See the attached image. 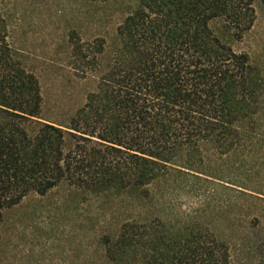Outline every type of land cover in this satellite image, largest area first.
Wrapping results in <instances>:
<instances>
[{
	"label": "trees",
	"instance_id": "obj_1",
	"mask_svg": "<svg viewBox=\"0 0 264 264\" xmlns=\"http://www.w3.org/2000/svg\"><path fill=\"white\" fill-rule=\"evenodd\" d=\"M253 1L137 0L112 65L68 125L42 120L39 81L0 11V223L5 207L68 181L91 197L132 194V220L104 236L109 258L123 261L114 249L132 242L131 264H232L207 215L221 214L223 198H203L223 187L231 219L243 205L247 233L264 225V69L210 23L241 37ZM183 185L202 199L171 213L169 191ZM256 250L264 264V234Z\"/></svg>",
	"mask_w": 264,
	"mask_h": 264
},
{
	"label": "rangeland",
	"instance_id": "obj_2",
	"mask_svg": "<svg viewBox=\"0 0 264 264\" xmlns=\"http://www.w3.org/2000/svg\"><path fill=\"white\" fill-rule=\"evenodd\" d=\"M136 2L0 0V11L7 19V42L39 81L42 120L70 124L112 65L120 45L117 26ZM252 6V27L241 37L234 36L223 19L210 24L225 43L237 52L249 53L264 69V0H254ZM178 178L175 174L170 180ZM196 185L169 191L176 205L167 210L174 213L200 202L203 189L197 190ZM226 192L217 187L215 195L208 193L203 198L212 205L216 198H223L221 214H207L219 227L215 234L228 244L232 264H257L256 245L264 225L247 233L246 208L240 205L238 217L231 219ZM132 211V194L91 197L68 181L45 195L30 192L19 203L3 209L0 264H131L132 242L115 247V257H121L119 250L128 256L120 262L107 256L104 236L119 234V227L132 220Z\"/></svg>",
	"mask_w": 264,
	"mask_h": 264
}]
</instances>
